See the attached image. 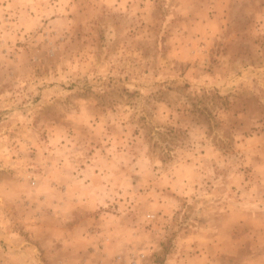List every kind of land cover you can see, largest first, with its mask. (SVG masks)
<instances>
[{
  "label": "rangeland",
  "instance_id": "obj_1",
  "mask_svg": "<svg viewBox=\"0 0 264 264\" xmlns=\"http://www.w3.org/2000/svg\"><path fill=\"white\" fill-rule=\"evenodd\" d=\"M264 264V0H0V264Z\"/></svg>",
  "mask_w": 264,
  "mask_h": 264
},
{
  "label": "crops",
  "instance_id": "obj_2",
  "mask_svg": "<svg viewBox=\"0 0 264 264\" xmlns=\"http://www.w3.org/2000/svg\"><path fill=\"white\" fill-rule=\"evenodd\" d=\"M64 264H67V263H64Z\"/></svg>",
  "mask_w": 264,
  "mask_h": 264
}]
</instances>
